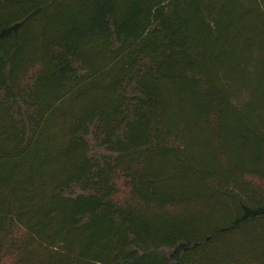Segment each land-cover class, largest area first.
<instances>
[{"label":"trees","instance_id":"16d2710c","mask_svg":"<svg viewBox=\"0 0 264 264\" xmlns=\"http://www.w3.org/2000/svg\"><path fill=\"white\" fill-rule=\"evenodd\" d=\"M0 264H264V0H0Z\"/></svg>","mask_w":264,"mask_h":264}]
</instances>
